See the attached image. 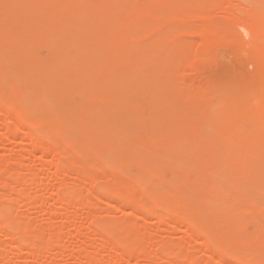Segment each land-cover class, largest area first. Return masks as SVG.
<instances>
[{"label": "bare ground", "instance_id": "6f19581e", "mask_svg": "<svg viewBox=\"0 0 264 264\" xmlns=\"http://www.w3.org/2000/svg\"><path fill=\"white\" fill-rule=\"evenodd\" d=\"M136 1L0 0V112L8 124L13 121L16 123H12L15 129H10V126L5 125L4 131H6L10 138H16L15 140L20 137L21 140H24L27 137L29 141V144H27L30 147L41 146L43 148L45 145L41 144L35 135L24 132L26 130H24V124L35 126L41 134L46 135L52 133L55 129H60L61 141L71 146V152L65 150L58 143L54 144L53 142L52 147L47 145L46 149L50 151L47 152L51 153V155L52 153L56 154V157H59L58 160H56L57 158L55 159V165L53 164L59 171L56 172L60 176H66V174L71 173L73 182L78 181L82 183L86 178L95 179L94 182H98L99 184H96L91 189L89 188L88 196L97 195L96 197L92 196V199L95 197L96 199H94L96 201L99 196L101 198L99 201L103 205H110L111 203H115V201H120L119 199L130 203L131 212L135 217L134 219H130V217L122 218V220L119 219V222H116L115 226H112L111 224L113 223H110L109 220H105L104 222L102 220L100 224L98 222L99 227L107 233L106 235L112 236L111 238L108 237V239L103 240V243L99 247L104 249L107 247L106 251L109 252L108 245L111 249V246L115 247V245L119 244L129 246L130 244L129 247L133 249H129L128 247L125 250H133L134 253L131 251L133 254L128 253L129 256L134 255L137 251L136 247L141 244L136 243L138 241V232L136 233L135 231L140 225L137 222L139 215L143 216L149 213V216L155 215L157 218H160L163 225L166 224L169 227L172 224L177 227H182L180 225L181 223H177L172 218L173 214L177 212V202L170 192L171 187L179 178L171 177L172 180H169V183H161V172L151 169L153 166L161 165L167 168L176 164H182V167L174 168L175 171L181 177L193 176L195 178V183L188 187V191L194 193V198L190 201L192 204H195L197 200L196 190L200 187H205L201 183L202 172L200 167L202 166L208 167L209 171L215 174V178L209 186L222 190L221 192L226 194V196L233 193L237 194L238 191L243 192L245 185H250L249 187L253 185L252 182L248 184V181H241L238 171L236 172L233 167L241 166V159L250 151L249 148L229 146L179 147L174 145L163 133L164 123L160 120L161 115L157 108V103L162 102V100L159 101L158 94L160 89L159 52L161 49L160 24L158 21L161 16V5L160 2H156L145 9H139ZM180 1L182 2L184 0ZM198 2L201 5L196 6V8L200 7L199 9L187 12L184 10L185 12L180 13L179 17L176 18H179V22L184 26L197 20L203 21L204 25L197 32L200 33L201 31L205 35L216 36L217 31L213 28L210 21L217 10L219 12L226 11V13L228 11L223 10V7L222 10L220 9L221 0H199ZM165 14L167 15V13ZM231 16L232 14L229 15V17ZM249 16L252 19L250 24H248V34H244H247L257 44L261 42L260 40L264 39V33L262 32L264 30V19L262 18L261 20L257 13L251 14L249 12ZM170 19L173 18L171 17ZM183 29L189 31V27L187 28L188 30L186 27ZM182 30L180 29V32L183 34ZM194 30H192V34H195ZM180 32L178 33L180 34ZM172 39L175 40L174 38ZM180 48L178 49L179 51ZM97 59L103 60L104 63L101 66H97L94 64V61ZM189 64L191 63L189 62ZM128 67H131L132 70L127 71L124 69ZM261 67L264 68V65ZM99 70L101 73H99ZM106 88H109L110 91L106 95H100L99 92ZM149 93H155L157 96H149ZM193 94L191 92V95H187L186 97H192L193 104L195 105L199 101L196 97L192 96ZM15 95L17 98L14 97ZM96 102L101 104L98 109L94 107ZM262 104H264V101L261 102ZM93 124H96V127H92L94 126ZM88 135L92 136V144L90 146H87L85 142ZM98 142L101 144L99 145ZM221 151L226 152H223L224 156L223 159L221 158L222 161L217 163L214 158ZM260 157L263 158H256V165L255 161H253V164L247 163L242 165V169L245 173L250 170L254 171V175L257 177V183H264V156L261 155ZM147 163L149 164L148 166L146 165ZM138 165H143L144 167L134 175L135 171L133 172L132 170ZM92 169H99V172L102 171L101 176L98 174L99 177H96V174H91L93 172L91 171ZM108 170L112 171L109 173ZM15 172L17 174V171ZM25 182L24 184H26ZM79 183H75L77 185H74L76 186L75 188L80 186ZM141 184H144L148 190L147 197L151 201L156 202L160 199L157 202L158 207H163L167 211V215L164 214L165 216H161L163 213L160 212V215L156 209L153 207L150 208L151 206L147 205L148 203L146 201L144 203V200L136 196L138 194L135 192L142 187ZM74 186L72 187L71 184L70 187L72 188L70 190L69 187L66 188L68 189L66 193L63 191L64 195L59 198L60 203L62 205L64 204V206L67 205V209L70 207L71 209L69 211L71 210L74 215L82 200L86 201L81 202L86 203V207L90 206L94 208L96 201L93 205L92 202L94 199L91 202V200H88L87 192L84 193L86 195L84 196L82 193L83 189L80 187L75 189ZM86 198L88 199L86 200ZM248 199L254 200L258 207L263 206L262 199L255 198L251 195H249ZM210 202L211 204L206 212L208 214L212 213L215 218L206 219L205 216H201L197 222L189 224L195 229L208 227L211 235H219L223 243H228L230 239L227 234L233 226L223 220L224 215L233 211L241 212L243 208L238 205H227V198L221 196L213 197ZM1 206L4 207V205L0 204ZM120 208L124 207L121 205ZM8 209L5 207L0 211V219L4 224L9 223L11 225V222H13V213L11 214V211ZM106 209L108 208L106 207ZM72 213L70 219L73 218ZM142 220L143 222L145 221V219ZM25 227L24 229H26ZM183 227L186 228V226ZM12 228H10L12 232L17 231L15 233L13 232L14 234L20 236L21 233L25 236V231H22L23 229ZM170 228L175 227L170 226ZM12 235L9 236L11 237ZM17 235L13 236L17 237ZM22 235L20 237L23 238ZM113 237L117 240H114ZM39 238L41 239V237ZM111 239L116 241L114 245L111 243L113 241ZM172 239L171 241L167 240L165 245L163 244V248L169 252V257L165 261V264H172L177 260H185L186 251H183V246L180 243H176L177 241L175 243L172 242ZM123 241L127 242L124 243ZM144 241L146 242V240ZM91 242L93 241L91 240ZM31 244L28 245L27 250L31 247ZM10 245L7 246V249ZM235 246L237 247L229 251L228 256L240 260L243 257V245L238 244ZM22 248L24 249V247ZM46 248L48 249V247ZM92 252L90 254L91 257L95 254H92ZM253 254L255 253L253 252ZM208 257L211 258V256ZM103 259L102 261L104 262ZM218 259L220 262L222 261L219 257ZM87 260L90 263L89 260L91 258ZM252 260L253 258L249 256L248 262ZM91 264L93 263L91 262Z\"/></svg>", "mask_w": 264, "mask_h": 264}, {"label": "rangeland", "instance_id": "374dc122", "mask_svg": "<svg viewBox=\"0 0 264 264\" xmlns=\"http://www.w3.org/2000/svg\"><path fill=\"white\" fill-rule=\"evenodd\" d=\"M179 1L180 0L136 1V5L139 9H145L156 2H160L161 5V16L158 21L160 24L161 40V49L159 52L160 89L158 94L159 101L162 100V102L157 103V108L161 115L160 120L164 123L162 129L163 133L174 145L179 147L229 146L249 148L250 151L241 159V166L233 167L236 172L238 171L241 181H248V184L252 182L253 185H251V187H249L250 185H245L243 192L238 191L237 194L233 193L226 196V194L221 192L222 190L214 189L209 186L215 178V174L210 172L208 167L202 166L200 167L202 172L201 183L205 187H200L196 190L197 200L195 204H192L190 201L193 200L194 193L189 192L188 187L195 183V178L193 176L181 177L180 174L175 171L177 167H182L183 165L176 164L167 168L161 165H155L151 169L161 172V183L167 184L173 177L179 178L171 187L170 192L177 202V212L173 214L172 218L177 221V223H181L180 225L182 227H177L172 224L168 227V225L164 224L168 227L167 229V227L163 225L162 220L157 218V216L151 214V216H149V213L143 216L139 215L138 220H136L140 225L135 231L136 233L138 232V241H136V243L141 244L136 247L137 251L134 254L135 256L128 255V253H134L133 250H129L133 249L129 247L130 244L129 246H122L123 244H119L121 246H111V249L108 245L109 252H107V247L104 249L99 247V245L103 243V240L108 239V237L111 238L112 236H107V233L99 227V224L102 220V222L109 220L110 223L114 224L111 225L115 226V223L119 222V219L122 220V218L129 217L130 219H134L135 217L131 212L130 203L119 199L120 201H115V203H111L110 205H103V203L99 201L101 199L99 196L97 201L95 200L97 195H92L95 196L93 197V199L95 198L94 200L92 196H88V191L96 186V184H99L98 182H94L95 179L86 178L85 181L79 183L78 181L73 182L74 180H72L73 176L71 173V175L66 174V176H60V174H58L59 171L54 166V163L59 157H56V154L53 153L52 156L46 147L47 145L52 147L54 142V144L58 143L65 150L71 152V146L61 141L60 129H55L52 133L46 135L41 134L37 127L24 124V130L26 129L24 132H26V134L29 132L35 135L39 142L45 145L43 148L46 150L41 148V146L30 147L27 137H25L24 140H21V137L17 140L13 138V140L7 135L6 131H4V126H10V129H15L13 127L16 123L13 121L14 124H12L13 122H9L8 124L0 112V204L4 205V207H0V211L6 207L7 209L9 208L8 210L11 211V214L13 213V222H11V225L9 223L4 224L0 219V264H91V262L93 264H165V261H167L169 257V252L163 248V244L165 245L167 240L171 241L172 238V242L175 243L177 241L176 243H180L183 246V251H186H184L185 260H177L172 264H264V183H257V177L254 175V171L250 170L245 173L242 169V165L247 163L253 164V161H255L256 165V158L262 159L263 157L259 158V156H264V104L261 105V102L264 101V68L261 67L264 65V39L256 44L255 41L247 36V30L249 29L248 24H250L252 19V17L249 16V12H251V14L257 13L261 20L262 18L264 19V0H221V8H219L222 10L223 7V10H227L228 12H219L216 9L217 11L210 21L213 28L217 31L216 36L218 38L215 35L208 36L201 33V31L200 33L197 32L198 29L202 28L201 26L204 25L203 21L197 20L189 25H182L179 22V18L176 17H179V14L185 11L199 9L200 7L196 8V6L198 7V5L201 4L198 2L199 0L195 2L194 0ZM165 13H167V15ZM231 14L232 16L229 17ZM171 17L173 19H170ZM185 27L186 29L189 27V31L184 30L183 28ZM180 29L184 30H182L183 34L180 32ZM192 30L195 31V34H192ZM178 32H180V34ZM262 32L264 33V30H262ZM244 33L247 34L245 35ZM179 47H181L180 51L178 50ZM189 62L191 64H189ZM103 63L104 61L100 59L94 61V64L97 66H101ZM124 69L127 71L132 70L131 67ZM99 73H101V71ZM109 91V88H106L101 90L99 94L106 95ZM191 92L192 94L194 93L192 96L196 97L199 101L198 104H193L192 97H186L187 95H191ZM148 95L155 96L156 94L149 93ZM14 97L17 98L16 95ZM189 99L191 100L188 101ZM94 105V107L98 109L101 104L96 102ZM13 115L18 118L16 114L13 113ZM93 125L92 127H96V124ZM91 139L92 136L88 135L85 140L87 146L92 144ZM98 144L100 145L101 143L98 142ZM223 152L226 151H221V153L214 158L215 162L219 163L222 161L224 156ZM19 157L20 159H18ZM146 165L148 166L149 164L147 163ZM143 167V165L134 167L132 170L133 172L135 171L134 175ZM10 169L12 170L10 171ZM15 171H17L19 175H17ZM91 171H93L91 174H96V177L102 174V171L99 172V169H92ZM111 171L112 170H108L109 173ZM54 173H57L59 176ZM24 181H26V184H24ZM77 182L80 186L75 188L77 186L76 184H78ZM70 183L72 187L76 185L74 186L75 189L79 187L83 189L82 193L84 196H86L84 193L87 192L86 194L89 199L86 198V200H91V202L93 200V205L96 201L95 209L90 206H88L89 208L86 207V203H81L84 201L82 200L76 212V214H78L74 215L71 210L69 211V209H71L70 207L67 209V205H65V208L64 204L62 205L60 203L59 198L66 193V190H68L66 188L70 187ZM144 184H141L142 187L137 189L135 193L138 195L136 196L144 200V203L146 201L148 203L147 205L151 206L150 208L153 207L156 209L160 215L163 213L161 216L164 214L167 215V211L163 207H160L161 209L158 207L157 202H159L160 199L153 202L147 197L148 190L145 188ZM72 187H70L69 190ZM249 195L262 199L263 206L258 207L254 200H249ZM215 196L227 198V205H238L243 208L241 212L233 211L224 215L223 220L227 222V224L233 226L227 234L230 239L228 243H223L219 235H211L208 227L195 229L190 225L197 222L201 216H205L206 219L215 218L212 213L208 214V212H206L211 204L210 201H212ZM97 202L100 204V207ZM121 205L124 208H120ZM106 207L108 209H106ZM70 212L73 214L72 219H70V216H72ZM104 215L106 216L104 217ZM67 219H69L68 222ZM142 219H145V221L143 222ZM95 222L97 223L95 224ZM170 226L175 228H170ZM183 226H186V228ZM12 227H16L20 230L23 229L22 231H25V236L20 233V236H23L22 238L14 234L17 231H13V233L10 229ZM24 227L26 229H24ZM27 228L29 233L27 232ZM144 232L147 234L146 236ZM8 233L9 235H17V237L13 235L10 237L7 235ZM39 237H41V239ZM98 238H101L100 241ZM90 239L96 243H90ZM113 239L115 240L116 238L113 237ZM113 239H111V241ZM114 240L111 242L113 245L116 242ZM144 240H146V242ZM123 242L125 243L127 241ZM186 242L188 243L186 244ZM30 243H32L31 247L27 250ZM238 244L243 245V257L240 260L228 256L230 253L229 251L237 247L235 245ZM9 245L10 247L7 249ZM22 247H24V249ZM46 247H48V249ZM128 247L129 249L125 250V248L127 249ZM140 250L143 253H141ZM91 252L92 254L95 253L92 257L90 256ZM253 252L255 254H253ZM208 256H211V258ZM249 256L253 258L251 262H248ZM218 257L223 262H220ZM86 258H91V260H89L90 263L87 262L88 260Z\"/></svg>", "mask_w": 264, "mask_h": 264}]
</instances>
